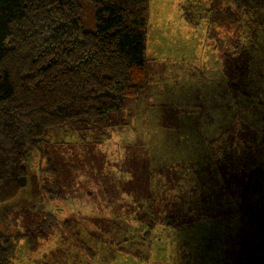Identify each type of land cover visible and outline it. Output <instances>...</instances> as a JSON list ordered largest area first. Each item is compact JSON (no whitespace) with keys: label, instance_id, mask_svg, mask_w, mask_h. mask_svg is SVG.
Masks as SVG:
<instances>
[{"label":"rangeland","instance_id":"1","mask_svg":"<svg viewBox=\"0 0 264 264\" xmlns=\"http://www.w3.org/2000/svg\"><path fill=\"white\" fill-rule=\"evenodd\" d=\"M80 1L84 23L94 29V4ZM214 1L149 0L147 85L127 98L119 117L113 113L118 123L105 134L78 129L76 121L48 129L42 145L24 161L27 185L0 205L10 209L0 222L4 232L27 234L32 230L38 235L34 246L26 236L19 240L10 264H181L180 260H188V229L203 232V251H221L223 241L227 246L231 241L227 260L236 264L235 231H244V226L239 215L231 217L235 203L229 190L238 185L228 172L223 176L212 174L211 169L206 172L209 183L225 187L222 201L209 204L216 193L208 192V201L202 202L200 210H188V205L198 206L196 197L188 198V119L206 120L211 115L249 121L255 123L259 142L264 144V75L249 74L245 88L249 94L231 82L227 85L224 78L230 73L224 70L217 44L223 33L208 14L215 8ZM261 14L258 40L263 45H258L256 54L257 62L264 64ZM213 89H218V103L205 107L214 98ZM175 123L180 128H174ZM181 139L184 144H179ZM225 147L239 149L237 143ZM240 151L241 160L253 165L252 154ZM260 159L264 164V155ZM223 160L229 163L226 153ZM150 187L156 193L154 212L147 211L148 202L143 200L142 210L148 217L135 221L129 211ZM113 208L127 219L123 214L107 217ZM49 212L56 219L47 227ZM199 213L208 214L209 220L197 219ZM148 220L154 221L152 239L145 233ZM216 232L220 235L208 236ZM156 251L164 252L156 258Z\"/></svg>","mask_w":264,"mask_h":264},{"label":"trees","instance_id":"2","mask_svg":"<svg viewBox=\"0 0 264 264\" xmlns=\"http://www.w3.org/2000/svg\"><path fill=\"white\" fill-rule=\"evenodd\" d=\"M89 1L94 4V29L84 23L80 0H0V205L27 185L24 161L42 145L49 128L76 121L78 129L105 134L118 123L127 98L147 85L149 0ZM213 6L208 14L223 33L217 44L224 70L230 73L224 80L249 94V74L264 75L256 54L263 45L258 36L264 0H215ZM155 194L150 187L131 207L135 221L148 217L143 200L153 214ZM234 203L233 214L244 226V231H235L236 264H264V166L250 172ZM9 211L0 207V222ZM120 214L113 208L107 217ZM54 219L49 212L45 226ZM153 224L148 220L145 230L151 239ZM27 232L12 234L0 228V264L12 262L21 238L28 237L32 246L37 243L38 235Z\"/></svg>","mask_w":264,"mask_h":264},{"label":"crops","instance_id":"3","mask_svg":"<svg viewBox=\"0 0 264 264\" xmlns=\"http://www.w3.org/2000/svg\"><path fill=\"white\" fill-rule=\"evenodd\" d=\"M212 92L214 98L208 99L205 107H211L213 102L218 103V99L216 98L218 89H213ZM221 98H223L222 93ZM202 104H204V102H202ZM220 105L222 107L224 103L222 102ZM254 124L255 123L243 120L214 119L211 115H209V118L206 120L188 119V198L196 197L198 202L197 207L188 205V210H200L202 202L208 201V192L214 191L216 193L215 197H210L209 204H214L217 201H222V198L224 199L222 196L225 189L223 184L217 186L208 182L209 179L207 178L206 172L209 169H211V173L215 175L223 176L228 172L229 179L238 185V187H232L229 190V195L232 198L231 200L235 202L237 195L244 191L248 183L250 172L257 164L264 165L260 163V156L264 155V144L259 142L260 134H257V130L253 127ZM173 127L180 128L177 123H175ZM252 142H254V144H251ZM184 143V139H181L179 144ZM227 143H237L239 149L234 150L233 147L227 149L225 147ZM245 145L248 148L245 147ZM240 148L247 151L248 155L252 154L250 160L254 163L253 165H249L247 161L241 160L244 158L241 155ZM224 153L227 154L229 163L224 162ZM209 176L211 177L210 174ZM215 178H217V176ZM230 180H227V182ZM203 188L205 189L204 194L202 192ZM198 189H200V191H198ZM152 192L154 191L152 190ZM228 205L230 206L229 202ZM206 208L208 207L206 206ZM190 215L191 214L188 216ZM196 215L197 219L202 217L205 220H209L208 214L201 216V213H199ZM234 215L235 214H232L231 217ZM216 235H220V233L208 234V236L213 238ZM202 238V231L194 232L188 229V260H180L182 261L181 264H228L225 242L223 241L221 251H214L213 248L203 251ZM196 239L199 240L198 243L191 242ZM215 241L217 242V240ZM163 252L164 251H156L155 257L159 258L160 254ZM231 262V264H234L233 261Z\"/></svg>","mask_w":264,"mask_h":264}]
</instances>
